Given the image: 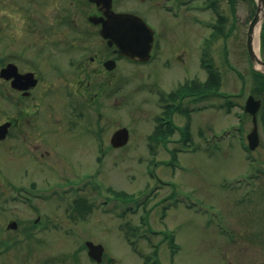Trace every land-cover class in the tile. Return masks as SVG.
I'll list each match as a JSON object with an SVG mask.
<instances>
[{"label": "rangeland", "instance_id": "rangeland-1", "mask_svg": "<svg viewBox=\"0 0 264 264\" xmlns=\"http://www.w3.org/2000/svg\"><path fill=\"white\" fill-rule=\"evenodd\" d=\"M41 1L45 2L0 0V59L6 63L13 58L10 49L19 48L26 33H32V43L38 46L46 41L45 32L63 36L69 31V25L56 29L57 11L70 10L72 16L76 12L80 23L91 10L88 0H47L48 7ZM235 1L233 12L229 0H219L218 10L228 18L225 33L232 30L236 16V27L229 36L215 35V13L182 8L178 18L166 14L165 26L170 34L165 51L155 53L147 65L126 64L128 81L123 90L116 88L121 73L114 77L119 82L113 80L112 94L105 92L100 100L103 103L98 107L91 137L83 132H49L47 140L55 142L59 149L53 152L48 147L49 154L33 152L37 155L34 160L20 153L9 154L6 144H0L2 187L16 183L20 189L33 182V190H47L54 184H77L59 191L63 199L56 198L59 194L52 198L49 192H34L31 205L18 195L12 201L10 193L5 202H0L6 207L0 211V242H19L0 253V264H146V258L156 252L151 262L157 264H264V98L257 116L260 143L254 151L248 149L247 140L254 124L244 109L250 95L260 98L253 93L258 85L246 47L256 7L252 0ZM148 19L160 28V17ZM197 20L207 21L203 24ZM259 52L264 60L261 34ZM73 55L49 62L33 55L34 68L39 62L47 74H54L47 64H60L62 70L66 62L77 57ZM204 56L221 74V96L214 97L207 110L185 116L179 109L174 114L176 128L190 127V140H184L179 129L168 141H157L153 137L161 113L159 93L188 80L182 95L195 91L191 79L206 78ZM52 80L46 75L41 84L49 92L46 104L54 103L56 110L64 107L66 111L75 99L65 100L58 94V83ZM9 90L8 83L0 78L1 122L11 112ZM226 96L238 103L230 110ZM190 103H184L185 109L202 106ZM236 124L240 131L234 128L231 136L224 138L222 132ZM123 127L130 131L129 143L121 149L111 148L113 134ZM43 153L47 155L40 160ZM87 175L94 179L84 193L77 194L78 187L85 185L79 180ZM244 175L246 180L233 182ZM77 197L93 198L94 209H79L78 202L77 209H70L69 203ZM113 198L133 201H119L113 210H108L102 202ZM38 218L35 228L33 223ZM13 220L18 228L7 230ZM170 236L175 238L174 244ZM88 242L104 248L102 263L90 260L84 247Z\"/></svg>", "mask_w": 264, "mask_h": 264}, {"label": "flooded vegetation", "instance_id": "flooded-vegetation-1", "mask_svg": "<svg viewBox=\"0 0 264 264\" xmlns=\"http://www.w3.org/2000/svg\"><path fill=\"white\" fill-rule=\"evenodd\" d=\"M44 1V3L42 1L41 3L48 7L50 5L49 2L47 0ZM215 4L219 9V0H112V10L117 14L129 13L139 16L154 29V41L152 44V57H154L155 53H163L165 51V40H167L166 38L170 34L169 29L165 26V15L168 14L169 18H172L174 15L172 10L167 9L168 6L172 5L174 8L198 6L202 7V9L205 8L207 12L214 13L215 10L209 8V6ZM87 5L91 7V10L85 13L84 19L80 23L76 20V12L72 16L70 10H68L69 13L67 11H57V28H55L60 30L62 27L69 25V28L67 27L69 31L64 32L63 36L59 32H45L48 33L46 41L44 40V43L42 41L41 45L35 46L32 43V33H26L25 37L20 41V47H12L10 49L13 58L8 63L0 59V65L2 66H0V73L8 64L14 66L11 79L9 81L3 80L5 83H8L10 89L9 103L11 112L4 121H0V128L5 126L4 130L6 131L5 135L0 136V144H6L5 151L7 153H20L21 156L31 157L34 160V157H37V155H34L33 152L44 151L49 154L51 149L55 152L59 148L55 142L47 140L46 137L49 132L60 133L62 131L72 135H78V132H83V134L85 133L91 137V129L93 125L94 127L96 126L98 107L103 103L100 100L105 97V92L108 93V96L112 94L110 90L112 89L113 80L117 81V83L120 81V85H117L116 88L120 87L123 90L128 81L125 65L133 62L142 66L136 61L123 57L119 47L115 43L110 44L109 39L102 36V22L94 23L90 20L92 17L107 20V17L104 16L103 4L99 5L96 2L88 0ZM161 14H164V16H160ZM149 16L160 17V28L151 24L148 19ZM30 29L33 30V27H30ZM28 34L30 35L27 36ZM16 40L17 38H14V41ZM66 54H76L75 56L77 57L72 58L68 63L66 62V68L62 70L60 64H47L52 72L55 71L53 72L54 74H47L40 67L39 62L36 68H34L33 55L41 58L45 57L44 59L49 62L53 60L57 61L58 58H63L61 56ZM80 56L83 57L80 59ZM108 62L111 63L108 65ZM169 64V62H166L167 66ZM119 72L121 74L118 81L114 77H117ZM205 72L206 80L208 72L207 70ZM29 74H33L34 78H28ZM46 75L50 79H53L52 81L58 83L56 86L59 88L58 94L64 95L65 100L70 98L75 99V104L66 109V111H64V107L61 111L56 110L54 103L47 106L46 99H50L49 92L41 86L44 83ZM34 79L37 83L35 86H32V80ZM76 84L78 87H76ZM175 90V88L170 89L168 97H162L161 92L159 93L158 100L160 101V111L162 114L159 117H165L170 113V118H173L174 114H176L172 113V111L176 110V106L171 107V104L174 105L175 102ZM190 93L193 94L192 91ZM166 100L169 101V106H167ZM101 118L102 114L99 113L100 121ZM62 127H65V129H60ZM48 147L51 149H48ZM46 153L41 154L40 160L42 157H46ZM92 177L94 176L90 175L79 181H88ZM7 184L5 187L0 185V202H5L4 200L7 199V195L9 194L10 196V193H12L10 197L12 201H16L17 195H19L26 203L31 204L33 182L28 183L26 187L20 189H18L16 183ZM8 189L11 191H8ZM5 208V203H0V211ZM12 223L17 222L11 221L7 226V230L11 229L10 225ZM35 224H37V221ZM10 245L11 242L9 240L0 242V253H6L10 249L8 248ZM3 248L5 250L8 249L6 251L1 250Z\"/></svg>", "mask_w": 264, "mask_h": 264}, {"label": "water", "instance_id": "water-1", "mask_svg": "<svg viewBox=\"0 0 264 264\" xmlns=\"http://www.w3.org/2000/svg\"><path fill=\"white\" fill-rule=\"evenodd\" d=\"M97 4H103L104 18L96 19L95 17L90 18L94 23H103L101 34L104 38L109 39L110 44H116L120 53L123 56L128 57L131 60L146 62L151 58L150 52L152 50V44L154 41V30L139 16L127 13L117 14L112 10V0H90ZM257 9L256 13L250 23L247 33V50L249 53L250 60L256 71L264 73V61L259 57L255 49V38L257 30L261 29L264 22V0H256ZM111 62H108V65ZM114 63V62H113ZM14 66L8 65L2 69L1 77L6 80H10L12 76V70ZM111 69V67H110ZM28 78H34L33 74H29ZM27 78V79H28ZM32 86H35L37 81L32 80ZM261 107V101L256 100L253 96H250L246 111L253 115L254 129L249 134L250 148L254 150L260 143L258 134V123L257 113ZM3 126L0 129V133H3ZM130 138V134L127 128H122L115 132L112 137V145L116 148L125 146ZM17 223H12L10 228L15 229ZM89 254L97 262L102 260L104 248L101 245H95L92 242H88Z\"/></svg>", "mask_w": 264, "mask_h": 264}, {"label": "trees", "instance_id": "trees-1", "mask_svg": "<svg viewBox=\"0 0 264 264\" xmlns=\"http://www.w3.org/2000/svg\"><path fill=\"white\" fill-rule=\"evenodd\" d=\"M252 1L255 3V0H252ZM229 2L231 4V8H232L233 12H235L236 1L235 0H229ZM255 7H256V3H255ZM213 8L219 16L218 23L219 24H225L227 22V18L225 16H223V14L221 12L218 11V7L216 4H215V6H213ZM215 32L217 33V35L228 36V34L225 33L226 31L221 30L219 27L215 28ZM262 39L264 40V26H263V31H262ZM204 62H205V64L208 63L207 67L209 68V71H210V77L208 79L206 86H204L202 84L194 85L195 89L197 91H201V90H208L209 92L219 91V89L221 87L220 75L217 74L218 72L214 69V64L210 59L205 60ZM253 76L257 82L256 85H258V87H255L253 89V93L258 95L260 98H264V75L253 71ZM186 92H189V91H186ZM183 96H184V94L182 95V89L178 90L176 93V96H175V102H176V107H178L177 108L178 111H179V109L181 110V107L183 104V101H182ZM209 97H210V95H209ZM169 114L170 113H168V116H169ZM157 121L159 124H158L157 129L154 132L153 138L154 139L157 138V141H159V142H160V139H162V138L165 139V141H168L169 137L171 135H173V133L175 132V127L171 123L169 125L163 124V121H161L160 119H157ZM183 135H184L185 139H187V137L189 136V127L185 128L183 130ZM153 138H151V139H153ZM86 201H87L86 199L85 200L79 199L78 200V208L87 209L88 206L86 205ZM135 232H138V230H135ZM30 235H32V234L30 233ZM170 240H171V244H174L175 238L173 236H170ZM156 255H157V252L155 253L154 256H156ZM154 256H149L146 258L147 264L150 263L152 257H154ZM153 264H157V262L153 263Z\"/></svg>", "mask_w": 264, "mask_h": 264}, {"label": "bare ground", "instance_id": "bare-ground-1", "mask_svg": "<svg viewBox=\"0 0 264 264\" xmlns=\"http://www.w3.org/2000/svg\"><path fill=\"white\" fill-rule=\"evenodd\" d=\"M259 40H260V30L258 29L256 32V38H255V49H256V52L258 54H260V52H259Z\"/></svg>", "mask_w": 264, "mask_h": 264}]
</instances>
